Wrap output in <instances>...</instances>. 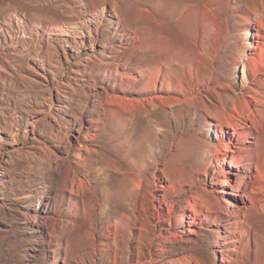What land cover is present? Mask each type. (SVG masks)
I'll return each mask as SVG.
<instances>
[{"label": "rangeland", "instance_id": "374dc122", "mask_svg": "<svg viewBox=\"0 0 264 264\" xmlns=\"http://www.w3.org/2000/svg\"><path fill=\"white\" fill-rule=\"evenodd\" d=\"M229 2L0 0V264H264V0Z\"/></svg>", "mask_w": 264, "mask_h": 264}, {"label": "bare ground", "instance_id": "6f19581e", "mask_svg": "<svg viewBox=\"0 0 264 264\" xmlns=\"http://www.w3.org/2000/svg\"><path fill=\"white\" fill-rule=\"evenodd\" d=\"M239 5L240 4L237 3L236 0H230L228 4V8L230 11H235V12L240 11ZM241 14L242 13L240 12L239 15ZM246 20L248 23L256 22V20L252 18L250 15H247ZM258 23L260 27L256 30L255 33L253 32V30L250 29V27H248L247 29H243L241 31V34L245 36L248 35L251 38H262L264 35L262 34L261 29H264V19L262 18L259 19ZM245 46L246 48L244 49V51H241L240 53H238L237 58H236V62H241V67H242L243 79L240 84L242 93L249 91L250 89V86L248 84V82H250L249 79H251L253 76H257L260 72H263L264 74V39L263 40L256 39V41L254 42L250 40L245 43ZM230 109L232 110V113L234 112L233 116L237 118L241 116L244 111V108L240 109L236 105L235 101L232 102ZM225 135H226V130L222 129L221 136L223 137Z\"/></svg>", "mask_w": 264, "mask_h": 264}]
</instances>
